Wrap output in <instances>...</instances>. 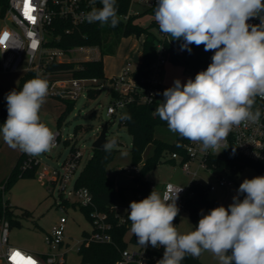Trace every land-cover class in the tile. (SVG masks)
<instances>
[{
	"label": "clouds",
	"instance_id": "obj_1",
	"mask_svg": "<svg viewBox=\"0 0 264 264\" xmlns=\"http://www.w3.org/2000/svg\"><path fill=\"white\" fill-rule=\"evenodd\" d=\"M99 2L102 7H93L85 20L117 26L116 0ZM252 18L260 23H248ZM154 20L161 33L181 42V50L191 53V45H203L214 53L194 79H175L163 91L154 114L170 131L198 144L201 152L218 151L234 126L260 122L262 112L254 106L257 97L264 99V0H156ZM48 90V82L37 75L5 95L7 118L0 136L10 148L39 156L56 146L55 134L39 115ZM115 144V139L107 140L103 149ZM182 191L169 184L162 194L153 189L141 201L130 202L127 218L138 244L164 248L157 264H181L186 256L197 258L204 251L218 264H264V176L245 178L227 208L220 205L207 214L201 210L188 233L173 224ZM18 264L27 261L18 258Z\"/></svg>",
	"mask_w": 264,
	"mask_h": 264
},
{
	"label": "built area",
	"instance_id": "obj_2",
	"mask_svg": "<svg viewBox=\"0 0 264 264\" xmlns=\"http://www.w3.org/2000/svg\"><path fill=\"white\" fill-rule=\"evenodd\" d=\"M129 2L128 12L122 19L128 21L132 17L139 18L145 11H150L151 25L157 30V35L150 31L156 37V51L155 60L147 68L146 73L136 75L142 66L141 58L137 66H134L131 61H126L124 68L118 75L103 79L97 77L78 78L74 72L70 71H49V67L54 63L76 64L102 59L99 47L79 46L64 49L57 46L61 43L63 35L71 36L82 26L98 23H88L85 20V15L93 7L100 8L97 0L95 4L91 3V0H8L4 16L0 17V70L5 73H17L22 62L26 60L28 66L23 70L25 75L35 73V77L37 75L54 77L46 80L49 85L46 99L58 100L65 104L74 103L86 95L89 96L91 91L101 92L102 86L106 83L110 98L107 116L111 118L120 119L130 104L151 105L160 103L163 100L162 93L164 91L162 75L167 64L171 62V48L176 49L180 54L183 51L174 44L169 35L159 31L158 24L154 20L156 0H129ZM137 6L143 11L135 10ZM57 21L64 22L68 26L59 32L56 26ZM134 23L136 24L137 20ZM248 23L258 25L260 20L259 18H252ZM142 39L141 51L145 41L144 35ZM74 53H83L87 57L78 61L66 59L67 55ZM213 54L212 51L209 52L210 63ZM254 107L260 108L262 112L260 122L255 124L244 122L239 126H234L226 143L218 150L221 151L219 154L228 149L230 145H234L244 158L255 162L264 160V99L257 97ZM53 133L55 134L56 146L52 150H55L61 144L62 134L58 130ZM68 141H65L66 144ZM185 151L186 159L177 153L171 155L175 161L181 162L184 159L183 170L192 175L193 178L190 185L183 187V191L179 194L177 205L181 211L184 210L185 201L194 196L192 188L202 185L196 181L197 173L191 174L190 162L199 161L200 169L213 171L207 167L206 160L210 155L218 154V151L211 149L207 152H201L198 144L186 145ZM60 157L61 155L57 159ZM84 157V152L72 145L65 159L57 162V165H51L44 162L39 156H32L20 151L19 167L23 173L34 171L38 179L46 181L52 187V194L58 193V207L61 212H66V207L71 206L79 207L88 214L93 224V231L88 234L77 249L78 254L82 256V249L93 244L115 246L117 228L125 227L128 230L124 236L126 247L120 251V257L115 264H157L163 257L164 248L162 246L153 248L151 245L144 248L138 243L132 242L135 235L130 231L131 221L127 218V214L130 212L129 207L120 206L117 203L108 211L101 210L94 205L90 190L78 186V179L86 166L84 165L83 169L80 170ZM141 166L142 163L133 165L127 172L138 176L141 174ZM220 173L230 174L228 171ZM221 175L217 178V184L209 182L203 185L208 193L214 192L218 188L232 186V182ZM169 184L171 183L163 185L162 193ZM67 223L68 218L63 216L45 233L44 239L48 252L39 254L13 245L10 242L12 221L6 216L1 217L0 264H16L11 257L17 251L25 257H31L35 264H68L69 249L65 237ZM173 224L178 230L177 218L174 219Z\"/></svg>",
	"mask_w": 264,
	"mask_h": 264
},
{
	"label": "rangeland",
	"instance_id": "obj_3",
	"mask_svg": "<svg viewBox=\"0 0 264 264\" xmlns=\"http://www.w3.org/2000/svg\"><path fill=\"white\" fill-rule=\"evenodd\" d=\"M135 10L142 12V8L135 7ZM152 18L149 14L142 15L137 19L138 25L149 28L153 34L157 35V30L151 25ZM106 28V25L104 26ZM103 50L106 53L102 56L105 72L108 77L111 74H117L123 63L131 61L137 66L141 58V42L142 37L137 38L134 35L130 37L117 38L106 29L104 34ZM177 47L181 42L172 40ZM86 54L74 53L66 56V59H74L76 61L85 59ZM78 66L79 63H76ZM178 66L174 63H171ZM28 66L26 60L22 62L17 73H5L0 70V127L7 118V102L5 95L11 90L19 91L25 82L22 81L25 76L24 69ZM183 77L173 78L180 79L182 83H186L188 78L194 79L190 72L184 73ZM118 75V74H117ZM45 80L53 79V76H41ZM110 104L108 96V86L106 83L101 88L100 95L97 98L89 96L82 97L78 101L72 103L73 108L67 112L64 119L59 122L60 116L66 109V104L54 99H45L40 109V119L53 132L60 131L62 134L61 144L50 152L39 155V157L51 165H57V162L65 159L72 145L81 149L84 154V161L80 168L93 157L95 149L93 143L98 138L100 131L106 123L109 124L107 138L109 140L118 139L120 144L113 149L115 151L114 160L108 166L107 174L114 180L130 181L126 187L117 192V203L120 206L129 207L130 202L138 201L137 195L133 188L136 186L134 182L135 176L127 172L133 167L132 162V137L125 127H121L118 118L107 116V108ZM156 139L168 144L176 143L179 134L169 130L168 125H158L154 131ZM70 140V141H68ZM65 141H68L66 144ZM191 144L195 145L190 141ZM155 146L150 144L143 159L154 156ZM61 155L59 159L58 156ZM20 157L19 149L10 148L0 136V197L2 202H7L10 209V219L12 227L10 232V242L26 251L32 253L44 254L48 252L45 243V233L59 221L63 216L68 218L66 226V244L69 253L67 255L68 264H82V256L77 253V249L86 239L88 234L93 231V224L88 214L81 208L66 207V212H61L58 203L59 195L57 192L51 193L52 187L46 182L37 178L35 173L19 177L9 188L4 189L8 177ZM199 161L190 162L191 174L197 173L196 181L202 185L207 183L217 184V178L222 173L218 171H208L199 168ZM222 177L230 180L232 186L218 188L214 192L209 193L210 199L218 200L227 208L232 203V198L237 194L239 185L245 178L251 179L255 176H261L260 173L251 166H245L239 170L234 176L223 173ZM150 181L153 183L154 189H159L167 183L188 187L192 181V175L187 174L180 165V161L175 163L168 162L158 165L149 173ZM243 199V196L240 197ZM195 229V225L191 220L188 211L182 210L178 221V231L180 233H188ZM132 249L131 247H129ZM202 264H218L217 259L209 251H204L198 257Z\"/></svg>",
	"mask_w": 264,
	"mask_h": 264
},
{
	"label": "trees",
	"instance_id": "obj_4",
	"mask_svg": "<svg viewBox=\"0 0 264 264\" xmlns=\"http://www.w3.org/2000/svg\"><path fill=\"white\" fill-rule=\"evenodd\" d=\"M97 1L99 2V0ZM129 5V0H116L117 15L119 17L117 26L112 27L110 24H105L106 28H104L105 25H101L99 22L93 25H85L76 30L71 36L63 35L61 43L57 46L64 49L79 46H95L100 48L102 56H104L106 53L103 50V41L106 29L117 38L130 37L132 35L140 38L144 35L145 41L142 44L141 57L142 66L140 70L136 72V75L146 73L147 68L155 60L156 37L150 33L149 28H144L134 23L138 17H132L128 21L122 19V17L127 14ZM7 6L8 0H0V17L4 16ZM100 7H102L101 4ZM145 14H151V12L145 11L142 13V15ZM56 26L59 32H61L68 24L57 21ZM190 47L192 49L191 53L187 50H182V54L178 53L176 49L171 48L170 61L184 68L186 72H190L195 78L198 72L206 70L210 64V51H205L203 45L199 47L191 45ZM79 64L78 66L75 63H54L49 67V71H70L74 72V75L78 78L97 77L103 79L106 77L103 59L100 61L81 62ZM34 77L35 73H29L23 77L22 81L26 82ZM99 95L100 91H91L89 93V97L92 99L97 98ZM158 105L159 103L151 105L130 104L119 119L120 126L125 127L132 137L131 154L133 165L142 163L141 174L134 178L136 186L133 190L137 195L138 201L146 198L154 189L153 184L148 179L149 173L162 163H175L176 161L171 158V155L174 153L185 157V146L191 144L188 139L182 138L180 135L174 144H168L155 138L154 131L156 127L158 125H167L166 121L161 120L158 115L154 114V110ZM72 108V103H66V109L60 116L59 122L64 119L67 112ZM125 114L129 115L131 118L122 119ZM115 141V146L120 144L118 139L115 138ZM150 144L155 146V154L144 160L143 155ZM233 148H235L234 145H230V147L221 154L210 155L206 160L207 167L218 172L228 171L230 175L234 176L245 166H251L255 168L261 176H264V160L256 162L250 161L244 158L236 148L235 154H233ZM114 156V149L109 151L95 150L93 157L86 164L77 182L79 187H86L90 190L94 205L104 211H108L112 206L117 204V192L123 187H126H116V182L107 174L108 166L114 160ZM183 160L180 162V165L183 164ZM33 173L34 171L27 173L21 172L18 161L10 173L4 189L6 190L9 188L19 177H24L25 175ZM192 191L194 192V196L185 201L184 211L189 212L191 220L196 227L201 218V210H203V214H207L209 210L222 204L216 199H210L209 193L203 185L194 186ZM181 212L180 210L176 217L178 221ZM10 213L8 203H3L0 197V218L6 216L10 219ZM127 232L128 230L125 227L117 228L115 246L93 244L84 247L81 251L83 263L115 264L120 257V251L126 247L124 236ZM132 242L135 244L138 243L137 238L133 237ZM181 264L202 263L198 257L193 258L191 256H186Z\"/></svg>",
	"mask_w": 264,
	"mask_h": 264
},
{
	"label": "crops",
	"instance_id": "obj_5",
	"mask_svg": "<svg viewBox=\"0 0 264 264\" xmlns=\"http://www.w3.org/2000/svg\"><path fill=\"white\" fill-rule=\"evenodd\" d=\"M141 54H142V51H141ZM142 57V55H141ZM172 62H169L167 64V66L165 67L164 69V72H163V75H162V83H163V90H165L166 88H169L171 87L173 84H172V79L173 78H180L183 77L185 74V70L184 68H182L181 66H175L173 64H171ZM124 65L125 63H123L121 69L119 72H117V74H119L122 69L124 68ZM105 68V67H104ZM117 74H111L109 75L110 76H113V75H117ZM105 75L107 76L106 72H105ZM183 75V76H182ZM19 161V159L17 160V162ZM214 171V170H213ZM148 179L150 180L149 176H148ZM151 182V181H150ZM152 183V182H151ZM153 184V183H152ZM162 188L163 186L159 189V191L162 192Z\"/></svg>",
	"mask_w": 264,
	"mask_h": 264
},
{
	"label": "water",
	"instance_id": "obj_6",
	"mask_svg": "<svg viewBox=\"0 0 264 264\" xmlns=\"http://www.w3.org/2000/svg\"><path fill=\"white\" fill-rule=\"evenodd\" d=\"M108 130H109V123H106L102 130L100 131L98 138L96 139V141L93 143V148L95 150H104L103 149V144L106 143V141H110L107 138V134H108ZM130 183V181H124V180H117L116 181V187H121V186H126Z\"/></svg>",
	"mask_w": 264,
	"mask_h": 264
},
{
	"label": "snow or ice",
	"instance_id": "obj_7",
	"mask_svg": "<svg viewBox=\"0 0 264 264\" xmlns=\"http://www.w3.org/2000/svg\"><path fill=\"white\" fill-rule=\"evenodd\" d=\"M18 258L19 260L27 261V264H35V261L32 260L31 257H25L23 254H21L19 251L15 252L11 259L18 264Z\"/></svg>",
	"mask_w": 264,
	"mask_h": 264
}]
</instances>
